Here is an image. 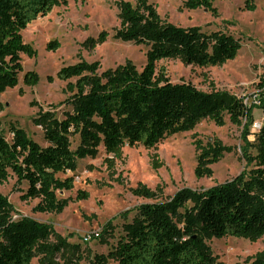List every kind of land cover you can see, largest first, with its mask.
<instances>
[{"label":"trees","instance_id":"1","mask_svg":"<svg viewBox=\"0 0 264 264\" xmlns=\"http://www.w3.org/2000/svg\"><path fill=\"white\" fill-rule=\"evenodd\" d=\"M213 2L183 0V6L207 8L217 14ZM67 3L0 0V93L18 85L22 54L37 55L33 45L24 41L22 30L55 6ZM117 6L120 27L113 36L148 48L143 68L127 61L99 72V61L84 59L63 66L57 77L68 81L65 93L70 95L64 103L72 110L65 111L63 118L53 110L39 112L35 123L43 128L47 145H41L15 123L10 126L9 141L0 126V185L12 175L26 182L22 199H38L35 211L62 212L68 200L58 198L57 192L72 190L75 182L72 176L63 178L60 174L74 172L86 157L95 158L101 146L119 157L126 144L154 148L167 137L193 130L206 118L222 126L228 115L232 123L246 122L249 126L254 123L255 107L264 115V78L258 84L257 104L224 90L205 91L191 82H172L164 71H157L160 60L175 57L188 65H222L237 57L242 47L239 38L224 30L207 32L196 25L174 24L163 19L149 0H117ZM245 8L256 7L252 0H246ZM109 35L102 31L86 43L94 48ZM59 48L58 40L47 45L49 51ZM39 81L36 71L25 73L26 85L35 86ZM75 137L79 138L76 147ZM256 142L251 169L233 179L201 190L183 187L166 201L138 206L111 256L118 264H224L214 255L210 239H264V123ZM193 143L198 151L195 175L211 177L212 165L223 157L226 147L218 139L207 143L195 139ZM159 166L154 161V167ZM159 189L138 186L132 192L155 199ZM78 198L88 195L79 192ZM12 212L10 200L0 192V264H34L36 255L59 249L50 242V237L57 235L51 224L30 217L14 220ZM71 264H108V259L98 255L89 263L79 259ZM247 264H264V250Z\"/></svg>","mask_w":264,"mask_h":264},{"label":"rangeland","instance_id":"2","mask_svg":"<svg viewBox=\"0 0 264 264\" xmlns=\"http://www.w3.org/2000/svg\"><path fill=\"white\" fill-rule=\"evenodd\" d=\"M149 1L167 21L184 27L200 26L207 32L224 30L242 44L237 57L222 65H188L175 57L160 60L158 72L164 71L172 82H191L205 91L224 90L253 102L259 92L258 84L264 78V0H252L255 10L245 8L246 0H214L217 14L207 8H185L183 0ZM119 27L117 0H68L22 30L24 41L33 45L37 55L22 54L23 71L18 85L0 93V126L9 141L10 126L15 123L41 145H47L43 128L35 123L39 112L53 110L63 118L65 111L72 110L71 105L64 103L70 95L65 93L68 81L57 77L63 66L84 59L99 61V72L127 61L140 70L143 68L148 48L116 39L113 35ZM102 31H108L109 38L94 48L89 47L87 39L98 37ZM53 40L60 42V48L49 51L47 45ZM31 70L40 76L35 86L24 83L25 73ZM71 81L75 82V78ZM253 113L254 123L249 126L246 122L232 123L228 115L222 126L206 118L193 130L167 137L154 148L126 144L119 157L108 154L101 146L95 158L86 157L79 161L74 172L60 174L63 178L72 176L75 182L72 190L57 192L58 198L68 200L60 213L35 211L39 200H23L28 185L12 175L0 185V192L13 206V219L30 217L46 222L57 233L50 237V242L59 249L36 255L33 263L71 264L79 259L89 263L102 255L108 264H118L111 253L125 234L124 225L137 214L138 206L166 201L183 187L207 189L251 169L257 153L256 134L264 123L260 107H255ZM195 139L203 143L218 139L226 147L223 157L212 165L211 177L195 175L198 165ZM78 143L79 138L75 137L73 146ZM154 161L159 162L158 168L154 167ZM138 186L160 187L159 196L155 199L137 196L132 190ZM79 192L87 193L88 198L79 199ZM208 243L224 264L250 263L264 250L263 238L214 237Z\"/></svg>","mask_w":264,"mask_h":264},{"label":"built area","instance_id":"3","mask_svg":"<svg viewBox=\"0 0 264 264\" xmlns=\"http://www.w3.org/2000/svg\"><path fill=\"white\" fill-rule=\"evenodd\" d=\"M253 102L258 104L260 102L259 98L257 96H255ZM85 240H88L87 236L85 237Z\"/></svg>","mask_w":264,"mask_h":264}]
</instances>
